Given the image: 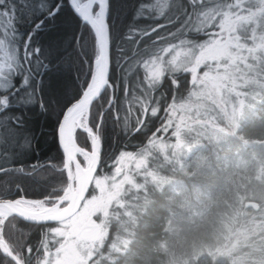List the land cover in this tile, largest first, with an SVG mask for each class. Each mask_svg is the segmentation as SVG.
<instances>
[{
	"label": "snow or ice",
	"instance_id": "obj_1",
	"mask_svg": "<svg viewBox=\"0 0 264 264\" xmlns=\"http://www.w3.org/2000/svg\"><path fill=\"white\" fill-rule=\"evenodd\" d=\"M254 65L264 0H0V264H48L71 193L131 155L116 138L152 144Z\"/></svg>",
	"mask_w": 264,
	"mask_h": 264
},
{
	"label": "trees",
	"instance_id": "obj_2",
	"mask_svg": "<svg viewBox=\"0 0 264 264\" xmlns=\"http://www.w3.org/2000/svg\"><path fill=\"white\" fill-rule=\"evenodd\" d=\"M227 92L244 95L236 122H223L218 96L195 113L197 120L188 117L182 135L169 130L139 149L142 136L114 140L109 155L126 145L136 159L122 171L131 180L108 207L106 234L86 264H264V68L244 69ZM35 149L41 163L58 165L51 136ZM117 162L95 176L110 180ZM43 191L33 185L28 194L39 198ZM95 194L92 181L85 197ZM67 227L63 221L66 234L57 233L48 250L70 240Z\"/></svg>",
	"mask_w": 264,
	"mask_h": 264
},
{
	"label": "rangeland",
	"instance_id": "obj_3",
	"mask_svg": "<svg viewBox=\"0 0 264 264\" xmlns=\"http://www.w3.org/2000/svg\"><path fill=\"white\" fill-rule=\"evenodd\" d=\"M239 85L241 87V82H239ZM242 96L232 98L229 92H224L220 102L224 105L225 109L223 111V122L225 124H231L237 121L242 110ZM188 117H191V114ZM188 117L183 119L178 126L170 129L171 132L175 135H182V131L185 130L183 126L189 120ZM192 118H196L197 120L199 115H192ZM164 134L161 133L160 135L162 136ZM135 159L134 155H128L123 159H118L116 171L110 180L106 176L93 177V181L96 184L95 196L85 197L79 209L72 216L63 220L69 226L65 229L67 230V234L72 237L69 241L63 240V244L59 243L58 248L53 251L47 249L48 264H86L88 262V259L94 253V249L101 245L106 234L107 219L110 217L108 207L116 203L118 194L125 187L126 181L129 182L131 180L130 172L122 171L127 170L130 163H133ZM138 165L140 164L133 165L132 169ZM60 232L66 234L64 229H58L57 233ZM85 232H87V235H84ZM226 253L228 254L230 251H226ZM227 254L224 253V255Z\"/></svg>",
	"mask_w": 264,
	"mask_h": 264
},
{
	"label": "water",
	"instance_id": "obj_4",
	"mask_svg": "<svg viewBox=\"0 0 264 264\" xmlns=\"http://www.w3.org/2000/svg\"><path fill=\"white\" fill-rule=\"evenodd\" d=\"M93 177L94 176L89 175L87 178L82 180L80 187L71 193V202L66 207H64L60 213V215L63 217V220L72 216L79 209L83 199L86 196V193L92 184ZM244 205L251 206L254 209L257 208V203L255 201H246ZM84 235H87V232H85Z\"/></svg>",
	"mask_w": 264,
	"mask_h": 264
}]
</instances>
